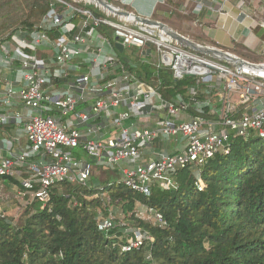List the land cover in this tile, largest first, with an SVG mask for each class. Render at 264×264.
<instances>
[{"label":"built area","instance_id":"2783aa9c","mask_svg":"<svg viewBox=\"0 0 264 264\" xmlns=\"http://www.w3.org/2000/svg\"><path fill=\"white\" fill-rule=\"evenodd\" d=\"M51 1L31 31L0 35V180L16 186L27 204L38 201L51 211L52 189L87 185L95 165L118 170L126 188L147 198L157 185L175 188L177 175L187 169L199 172L196 186L203 191L200 169L216 155H228L233 140L264 142V59L252 62L206 45L246 65L223 62L186 48L157 25L119 16L92 0ZM186 1L194 4L195 27L225 30L232 21L244 28L246 38L254 28L264 30V0H239L234 5L238 14L226 8L231 0ZM117 43L152 60L157 56L154 66L169 69L176 80L196 77L190 99L200 112L209 108L212 119L192 117V103L183 96L163 99L157 82H142L127 71ZM258 48L264 53V42ZM202 85L213 98L198 100ZM181 139L180 150L152 149L158 142L178 145ZM135 216L167 226L161 212L143 203ZM5 217L0 207V219ZM123 220L119 209L100 213L98 231L108 234L119 224L124 227L120 239L125 253L152 243L148 231Z\"/></svg>","mask_w":264,"mask_h":264},{"label":"trees","instance_id":"16d2710c","mask_svg":"<svg viewBox=\"0 0 264 264\" xmlns=\"http://www.w3.org/2000/svg\"><path fill=\"white\" fill-rule=\"evenodd\" d=\"M51 2L0 0V35L31 31ZM125 52H118L124 68L142 82H157L163 99L183 96L192 103L196 77L176 80L169 69L158 70L154 60L141 56L139 50L133 59L123 57ZM208 91L202 85L198 100L213 98ZM188 112L212 119L209 108L200 112L193 103ZM74 153L92 162L82 151ZM95 167L97 174L85 186H55L51 211L34 201L17 223L0 219V264H264V142L258 138L233 140L228 155L218 154L203 166V191L196 186L197 170L181 171L175 188L157 185L147 198L126 188L118 170ZM103 172L105 177L99 179ZM11 181L20 186L16 179ZM97 194L105 197L94 198ZM139 203L161 212L167 226L136 218ZM113 207L122 212V222L148 231L152 243L125 253L121 251L125 240L120 239L124 227L119 224L108 234L99 232V214L107 215Z\"/></svg>","mask_w":264,"mask_h":264},{"label":"crops","instance_id":"0c3cea01","mask_svg":"<svg viewBox=\"0 0 264 264\" xmlns=\"http://www.w3.org/2000/svg\"><path fill=\"white\" fill-rule=\"evenodd\" d=\"M112 4L123 7L125 10L133 12L139 16L150 18L162 24H165L170 29L175 32L190 38L200 44L204 45H215L222 48L223 43L229 45L228 48L224 49L227 51H235L237 47H241L247 42L251 47H261L264 42V30L261 28H254L253 34L249 37L242 36L245 34L244 28L238 24L229 21L227 22V28L225 30L217 29H208L195 27L193 24L197 20L196 17L192 15V10L194 7L193 2H187L186 0H108ZM232 3L227 5L226 8L233 13L238 14V10L234 5L239 0H231ZM202 17L206 18L207 13L203 14ZM202 19V18H201ZM186 23H189L188 26ZM247 24H249L247 22ZM187 26V29H186ZM204 40L203 41H197ZM238 41L235 43V41ZM203 42V43H201ZM17 80L19 81L20 75H17ZM26 113H30L26 111ZM14 130L13 128H8ZM1 139V136H0ZM23 143H26V139H23ZM184 144V141L181 139L177 143L174 140L156 144L152 149L155 151H165V152H174L175 150H180ZM96 166V165H95Z\"/></svg>","mask_w":264,"mask_h":264},{"label":"rangeland","instance_id":"374dc122","mask_svg":"<svg viewBox=\"0 0 264 264\" xmlns=\"http://www.w3.org/2000/svg\"><path fill=\"white\" fill-rule=\"evenodd\" d=\"M91 8L94 9V6ZM188 26L189 23H186ZM187 29V26H186ZM197 41H203L204 40H198ZM201 42V43H203ZM222 48L226 49L229 47V45L225 42L221 46ZM237 50L234 51L236 55L239 57H242L246 60L252 61V62H260L263 61L264 59V53H262L259 48L251 47V45L247 42L246 44L242 45L241 47L235 48ZM132 54V57L130 56ZM134 54V55H133ZM137 50L136 49H131V48H126V52L123 57H130L133 59L136 57ZM157 57V56H156ZM153 57V60L156 58ZM155 59L154 61H156ZM94 173L96 172L97 174V169L94 167ZM99 176V175H98ZM102 177H105V172L100 174L99 179H103ZM112 180L114 181L115 177L114 175H111ZM112 181V182H113ZM27 197H21L18 195L17 188L16 186H13L12 184H8L7 181L5 180H0V207L3 209V211L6 214V217L10 220H13L14 223H17L20 217L22 216L24 210L27 207ZM113 210L115 212H118L117 207H113Z\"/></svg>","mask_w":264,"mask_h":264},{"label":"water","instance_id":"95a60500","mask_svg":"<svg viewBox=\"0 0 264 264\" xmlns=\"http://www.w3.org/2000/svg\"><path fill=\"white\" fill-rule=\"evenodd\" d=\"M92 1H93V3H96V4L103 6L104 8L110 10L111 12H114L115 14H117L119 16L130 17L131 15H134L136 17V20L142 24L157 25V26L161 27L162 29L166 30L167 34L169 36H171L173 39L177 40L180 44H182L186 48H189V49H191V50H193V51H195L201 55H206V56L221 60L223 62L235 63V64H239V65H246L245 63L242 62L241 59L235 58L234 56H232V55H230V54H228L222 50L211 48V47H208L206 45H203V44L194 42L192 40H189L188 38L182 36L181 34L175 32L174 30L170 29L165 24H162V23L157 22L155 20H152L150 18H146V17H142L139 15L132 14L131 12H128L126 10H123V9L117 7L115 4H112L108 0H92ZM116 49L120 53L125 52V47L120 43L116 44Z\"/></svg>","mask_w":264,"mask_h":264}]
</instances>
